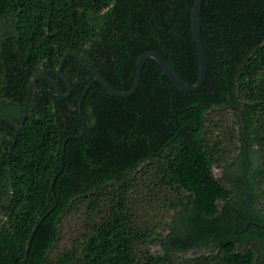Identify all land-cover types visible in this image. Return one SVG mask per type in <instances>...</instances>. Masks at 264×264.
Returning <instances> with one entry per match:
<instances>
[{"label": "trees", "instance_id": "1", "mask_svg": "<svg viewBox=\"0 0 264 264\" xmlns=\"http://www.w3.org/2000/svg\"><path fill=\"white\" fill-rule=\"evenodd\" d=\"M194 2L0 0V113L19 124L29 82L40 73L68 92L57 72L67 52L118 90L132 88L138 59L151 50L195 83ZM201 35L207 74L197 91L180 89L148 58L129 97L91 84L78 138L80 100L94 75L69 57L68 96L41 78L22 129L0 118V264H264V229L251 225L237 235L235 223L247 209L264 226V203L256 208L260 193L250 201L242 176L228 170L247 139L264 185V0H203ZM235 180L236 203L227 184ZM81 206L90 231L53 257L63 219ZM196 246L206 250L185 257Z\"/></svg>", "mask_w": 264, "mask_h": 264}, {"label": "water", "instance_id": "2", "mask_svg": "<svg viewBox=\"0 0 264 264\" xmlns=\"http://www.w3.org/2000/svg\"><path fill=\"white\" fill-rule=\"evenodd\" d=\"M202 4H203V0H195L194 2V6L192 9V15H191V20H192V29H193V34H194V39H195V43H196V47H197V51H198V56H199V77L197 79V81L193 84L189 83L188 81H186L185 79H183L181 77V75L165 60V58L159 54L156 51H147L145 53H143L140 58L138 59L137 62V66H136V74H135V80H134V84L132 86V88L128 91H123V90H118L116 88H114L112 85H110L105 79L104 77L101 75V73L95 68V66L90 63L86 58H84L83 56H80L74 52H67L61 59L59 67H58V74L61 77L62 80L65 81V83L68 86V92L64 93L61 91L59 84L57 82V80L52 77L51 75L45 74V73H40L37 74L30 82L28 85V89H27V95H26V99H25V103H24V108L22 111V118H21V122L19 124L15 123L12 119H10L9 117H7L6 115L0 113V118L4 119L5 121H7L11 126H13L15 129L20 130L22 129L24 123H25V119L27 116V113L29 111V107H30V101H31V94H32V89L34 84L37 82V80L41 79V78H47L49 79L55 89L57 90V92L62 96V97H66L68 96L71 91H72V85L70 83V81L67 79V77L64 75L63 73V66L64 63L66 62V60L69 57H75L83 66H85L89 71H91L94 75L93 79L91 80V82L89 83V85L87 86V88L85 89L84 93L82 94L81 100H80V113H81V119H82V124H83V129H82V133L78 136V138H81L83 136V133L86 129V122H85V118L83 115V110H82V100L86 94V92L88 91V89L90 88L91 84L94 82H98L100 83L110 94L117 96V97H129L131 95H133L139 88V85L141 83V78H142V71H143V67L145 65V62L148 58H153L155 59L160 66L162 67L163 71H164V75H167L169 78H171V80L183 91L186 92H194L197 91L198 89L201 88V86L203 85L205 79H206V74H207V56H206V52H205V47L203 44V40H202V35H201V10H202ZM241 120H242V126H243V130L245 132V122L244 119L242 117L241 114ZM66 143V140H65ZM56 180V177L54 178L53 182H52V186H54V182ZM255 225L261 227L264 229V226L254 222ZM39 224L36 226V229L38 228ZM34 231V232H35ZM33 236L31 237L32 240ZM31 244V241H30Z\"/></svg>", "mask_w": 264, "mask_h": 264}, {"label": "flooded vegetation", "instance_id": "3", "mask_svg": "<svg viewBox=\"0 0 264 264\" xmlns=\"http://www.w3.org/2000/svg\"><path fill=\"white\" fill-rule=\"evenodd\" d=\"M251 157L252 156L250 155L248 149L247 139H245L244 154L240 145L235 155L230 159V167L228 168V170L230 174L236 175L237 173H239V175L242 176L243 181L245 183L243 185V189L245 191H249L250 201L254 199L256 193H260V200L255 199L253 203L254 206L257 208V204L259 203V201L264 203V185L262 186L260 183L261 175L259 174V170L257 168L259 166L260 161L259 160L257 161L255 157L253 158ZM225 175H226L225 171L222 170V179H225ZM227 184H229V186L232 188L234 192V196H235L234 203H236L241 199V195H242V190L241 187L239 186V182L235 180V181L227 182ZM245 219H246L245 229H240L241 223ZM254 222L258 223L257 221L252 220L250 218L247 209L244 210V213H240L238 214V216L236 215L235 217V223L237 226L236 234L237 235L245 234L249 230L251 225H255ZM236 245L237 247H239V249L244 248L242 243L240 242H237ZM204 250H206V247L196 246L190 249L187 252V254H192L191 257L193 256L195 257ZM257 264H261V263H257Z\"/></svg>", "mask_w": 264, "mask_h": 264}, {"label": "rangeland", "instance_id": "4", "mask_svg": "<svg viewBox=\"0 0 264 264\" xmlns=\"http://www.w3.org/2000/svg\"><path fill=\"white\" fill-rule=\"evenodd\" d=\"M221 115L227 114L222 113ZM222 134L225 135V133ZM219 136L224 137L222 135ZM214 172L217 178L222 179V168L215 167ZM147 212H144V214ZM173 214L174 211L172 209H169L165 212V219L167 220V222L171 221ZM90 223L91 215L84 206H81V209H71L63 219L61 226L62 239L58 243L57 247L54 249L53 257L63 252L64 249L71 247V245L73 244V242H75L76 239H81L83 234L90 231ZM161 233L162 237L168 234V228H162ZM151 247L152 251L155 253L159 252L162 248V246L158 242L152 244ZM191 255L192 254H187L185 257H191Z\"/></svg>", "mask_w": 264, "mask_h": 264}]
</instances>
